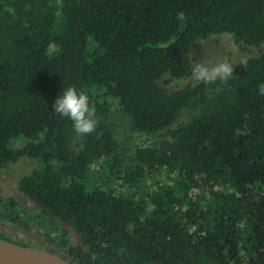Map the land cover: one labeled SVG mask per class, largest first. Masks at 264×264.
Here are the masks:
<instances>
[{"label": "trees", "instance_id": "1", "mask_svg": "<svg viewBox=\"0 0 264 264\" xmlns=\"http://www.w3.org/2000/svg\"><path fill=\"white\" fill-rule=\"evenodd\" d=\"M220 34L264 47V0H0V174L40 162L18 184L33 210L0 196V218L73 264H264V51L227 84L159 83L188 78V50ZM69 87L96 109L91 134L52 108ZM109 100L141 133L206 107L124 166Z\"/></svg>", "mask_w": 264, "mask_h": 264}, {"label": "rangeland", "instance_id": "2", "mask_svg": "<svg viewBox=\"0 0 264 264\" xmlns=\"http://www.w3.org/2000/svg\"><path fill=\"white\" fill-rule=\"evenodd\" d=\"M264 51V47H246L236 43L234 37L230 34H220L212 36L205 40L198 41L191 47L186 56L193 66L194 62H205L214 64L217 61L227 59L233 65V68L240 64L241 60H248L258 57ZM167 88L170 93L180 90L188 85H194L191 75L183 80L171 79L169 76L164 77L160 82ZM212 97V96H211ZM210 97V98H211ZM111 103L109 122L112 124L114 136L117 143V156L124 166H127L133 160L138 149L153 147L161 143L166 134L170 131L184 127L191 123L206 107L205 104L195 102L181 110L176 122L168 129L158 133H141L135 131L131 121L124 113L117 100H109ZM40 167L38 160L23 158L17 163L7 166L0 174V196L5 199L14 198L24 205L28 211L33 210V203L27 197L19 192V181L30 175L35 169ZM96 170V169H95ZM100 173H95L90 180L93 183L100 181ZM170 181L167 173L160 172L154 174L148 181L146 187H155L158 184H164ZM69 239L72 245L78 244L77 234L67 228ZM0 234L6 238L18 240L28 247L45 250L44 238L35 230L27 231L24 228L13 223L4 221L0 218ZM46 251V250H45Z\"/></svg>", "mask_w": 264, "mask_h": 264}, {"label": "clouds", "instance_id": "3", "mask_svg": "<svg viewBox=\"0 0 264 264\" xmlns=\"http://www.w3.org/2000/svg\"><path fill=\"white\" fill-rule=\"evenodd\" d=\"M177 20L185 23L187 17L184 12L177 13ZM233 65L227 59L217 61L214 64L194 62L191 70V78L196 83L216 84L219 81L227 84L233 77ZM240 65L246 67L247 61L241 60ZM258 94L264 96V83L258 85ZM54 112L61 117H67L72 121L73 131L77 135L93 133L97 126L96 109L91 106L89 96L84 92H78L75 87H69L59 95L52 104Z\"/></svg>", "mask_w": 264, "mask_h": 264}, {"label": "water", "instance_id": "4", "mask_svg": "<svg viewBox=\"0 0 264 264\" xmlns=\"http://www.w3.org/2000/svg\"><path fill=\"white\" fill-rule=\"evenodd\" d=\"M0 264H73L48 251L0 239Z\"/></svg>", "mask_w": 264, "mask_h": 264}]
</instances>
